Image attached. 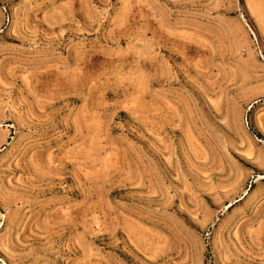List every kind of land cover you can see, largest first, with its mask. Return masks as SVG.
Segmentation results:
<instances>
[{"label":"rangeland","instance_id":"374dc122","mask_svg":"<svg viewBox=\"0 0 264 264\" xmlns=\"http://www.w3.org/2000/svg\"><path fill=\"white\" fill-rule=\"evenodd\" d=\"M0 264H264V0H0Z\"/></svg>","mask_w":264,"mask_h":264}]
</instances>
